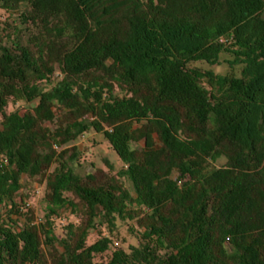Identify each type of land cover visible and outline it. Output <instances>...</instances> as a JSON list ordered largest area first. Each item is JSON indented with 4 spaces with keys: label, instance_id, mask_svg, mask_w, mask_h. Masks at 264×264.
Returning a JSON list of instances; mask_svg holds the SVG:
<instances>
[{
    "label": "trees",
    "instance_id": "obj_1",
    "mask_svg": "<svg viewBox=\"0 0 264 264\" xmlns=\"http://www.w3.org/2000/svg\"><path fill=\"white\" fill-rule=\"evenodd\" d=\"M0 10L16 13L0 23V264H264V0ZM221 54L239 74L195 65ZM92 132L120 168L76 172ZM24 176L42 185L36 209L18 200Z\"/></svg>",
    "mask_w": 264,
    "mask_h": 264
},
{
    "label": "rangeland",
    "instance_id": "obj_2",
    "mask_svg": "<svg viewBox=\"0 0 264 264\" xmlns=\"http://www.w3.org/2000/svg\"><path fill=\"white\" fill-rule=\"evenodd\" d=\"M16 16V13H8L0 10V23L4 21H10L12 18ZM240 35L242 39L251 40L253 34L249 31L248 27L245 26L240 30ZM232 59V57L228 54H221L220 63L217 65H211L206 62L196 63V66L202 67L204 69H212L216 73L225 74L230 72L231 70L235 74H239L242 68V65H236L231 69L228 60ZM51 85L42 84L43 89H49ZM38 104V100L33 102H25L18 101L16 103L10 102L7 107V112H11L16 110L23 117H29L33 113V108ZM1 121V116H0ZM1 125V124H0ZM81 152L82 156L80 161L76 163L75 170L79 174L85 176L88 172L93 170V165L100 166L103 165V159L108 157L111 160L115 161L116 168H120L122 166V162H118L116 160H120L114 150L111 151V154L114 158L109 154V146L104 139V136L99 133L92 132L86 136H82L76 143ZM225 160L220 159L215 166L220 167L224 164ZM23 183L25 184V188H23L19 192L18 200L21 202V206L23 207V211L29 209H36L38 206V201L42 192V185H38L35 180L29 179L28 177H23ZM128 187L133 192V186L131 182H127ZM6 208L2 209V212H5ZM69 220H73V217L69 214L68 211L63 212L62 223H67ZM99 238V234L96 231L91 232V235L88 239L89 243H93ZM119 245H116L118 247ZM100 260L97 259V263Z\"/></svg>",
    "mask_w": 264,
    "mask_h": 264
}]
</instances>
